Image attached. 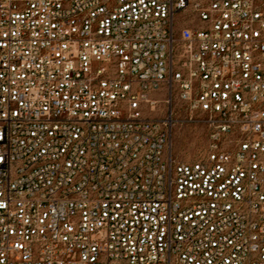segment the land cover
I'll use <instances>...</instances> for the list:
<instances>
[{"label":"built area","instance_id":"built-area-1","mask_svg":"<svg viewBox=\"0 0 264 264\" xmlns=\"http://www.w3.org/2000/svg\"><path fill=\"white\" fill-rule=\"evenodd\" d=\"M0 264H264V0H0Z\"/></svg>","mask_w":264,"mask_h":264},{"label":"rangeland","instance_id":"rangeland-1","mask_svg":"<svg viewBox=\"0 0 264 264\" xmlns=\"http://www.w3.org/2000/svg\"><path fill=\"white\" fill-rule=\"evenodd\" d=\"M161 117L165 116L166 108L161 107ZM173 122L170 129L172 152L179 159L194 161L205 153L207 138L203 124L193 116L188 120V114L176 107L173 113Z\"/></svg>","mask_w":264,"mask_h":264}]
</instances>
